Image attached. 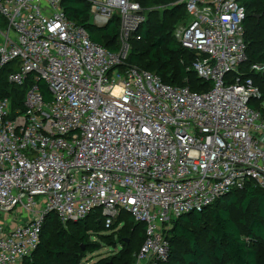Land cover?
<instances>
[{"label":"built area","instance_id":"1","mask_svg":"<svg viewBox=\"0 0 264 264\" xmlns=\"http://www.w3.org/2000/svg\"><path fill=\"white\" fill-rule=\"evenodd\" d=\"M61 1L0 0V74L8 68V83L25 88L15 113L0 92V264L31 258L49 212L65 224L95 210L106 229L123 212L144 224L131 264H165L171 219L248 184L264 193V117L250 106L261 92L239 72L245 6L177 0L187 19L174 37L212 84L197 92L125 65L128 44L94 42ZM87 1L94 25L116 15L120 36L141 38L138 1ZM250 71L264 84V63ZM20 211L26 219L11 225Z\"/></svg>","mask_w":264,"mask_h":264},{"label":"trees","instance_id":"2","mask_svg":"<svg viewBox=\"0 0 264 264\" xmlns=\"http://www.w3.org/2000/svg\"><path fill=\"white\" fill-rule=\"evenodd\" d=\"M136 1L149 8L148 18L136 31L141 38L133 37L134 44L128 50L125 65L158 75L172 86H187L197 92L210 89L211 82L199 78L192 68L194 53L185 49L173 34L176 25L187 19L184 5L177 0ZM242 3L246 10L243 23L246 61L240 65L239 72L242 78H253L259 87L261 98L252 99L250 106L264 117V84L261 76L250 71L252 64L264 63V0H242ZM61 6L68 18L83 27L94 42L114 52L120 49L115 45L120 37L116 15L107 25L98 27L91 20L87 0H62ZM155 6H161L162 10L154 9ZM7 69L0 74V92L10 99L12 113H15L22 109L25 88L8 83ZM38 84L48 100L47 86L42 81ZM232 209L239 212L237 218ZM118 222H114L110 232L104 233L105 222L99 210L65 224L49 212L42 224L38 247L24 264H84L85 256L98 250L101 242L122 246L116 253L91 264H131L144 240L145 226L131 216L119 228ZM135 230L142 241L132 250L128 245ZM93 236L99 239L91 240ZM166 237L169 255L165 264H264V193L254 184L231 191L202 211L171 219Z\"/></svg>","mask_w":264,"mask_h":264},{"label":"rangeland","instance_id":"3","mask_svg":"<svg viewBox=\"0 0 264 264\" xmlns=\"http://www.w3.org/2000/svg\"><path fill=\"white\" fill-rule=\"evenodd\" d=\"M143 8H144V19H147L148 18L149 8H147V7H143ZM154 9L162 10L161 6H155ZM133 40L134 39H133V36L131 34H129L127 36V40H126V38L124 36H120L119 39L116 41L115 45L118 46L119 48H121L123 46V43H127L128 44V50H129L132 47V45L134 44ZM262 105L264 106V97H263V100H262ZM232 214H233V216L235 218H237L239 212L236 209H232ZM127 218H130V215L128 213H126V212H123L122 215L120 216V218H118V221H119L118 223H120V226H122L124 224V221ZM25 219H26V212L25 211H23V212L20 211L19 215H16V216H14L12 218L13 221H11V225L22 224ZM88 222H89V224H92V223H90V221H88ZM61 224H64V223L61 222ZM66 226L67 225H63V227L67 228ZM138 229H139V226L137 227V230ZM137 230H135V232L131 236V241L129 242V245H128V247L130 249H132V250L137 249L139 244L142 241V240H139L138 237H137L138 236L136 234ZM110 231H111L110 229H106V230H104V233H107V232H110ZM96 239H99V238H96L95 236L91 237V240H96ZM101 244L102 245H101V247L98 250H96V251H94V252H92L90 254H87L85 256V258L82 261L84 264H91L92 262L98 260L99 258L110 256V255L116 253L122 246V244L120 245L119 243H117L115 245V247L112 246V245H107L106 242H101ZM83 250H84V247H83Z\"/></svg>","mask_w":264,"mask_h":264}]
</instances>
